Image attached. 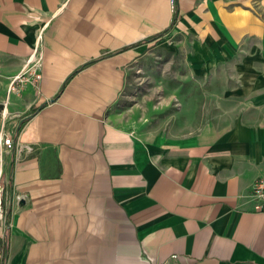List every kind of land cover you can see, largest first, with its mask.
I'll return each mask as SVG.
<instances>
[{
  "label": "crops",
  "instance_id": "obj_1",
  "mask_svg": "<svg viewBox=\"0 0 264 264\" xmlns=\"http://www.w3.org/2000/svg\"><path fill=\"white\" fill-rule=\"evenodd\" d=\"M168 36L204 69L234 64L223 124L153 136L111 113ZM36 48L39 90L11 91ZM0 67V134L33 148L0 143V193L20 198L0 264H264L247 197L264 175V0H0Z\"/></svg>",
  "mask_w": 264,
  "mask_h": 264
},
{
  "label": "rangeland",
  "instance_id": "obj_2",
  "mask_svg": "<svg viewBox=\"0 0 264 264\" xmlns=\"http://www.w3.org/2000/svg\"><path fill=\"white\" fill-rule=\"evenodd\" d=\"M190 56L189 42L172 36L152 46L128 68L126 88L111 113L141 133L165 137L226 122L240 107L230 99L238 91L234 64L204 69Z\"/></svg>",
  "mask_w": 264,
  "mask_h": 264
},
{
  "label": "built area",
  "instance_id": "obj_3",
  "mask_svg": "<svg viewBox=\"0 0 264 264\" xmlns=\"http://www.w3.org/2000/svg\"><path fill=\"white\" fill-rule=\"evenodd\" d=\"M42 51L36 48L33 54L28 59V64L26 68L19 74L13 76L10 82V90L15 92H20L24 89V86L31 84L37 90L40 88L41 84V61H42ZM1 70V67H0ZM0 143L8 150L17 149V159L20 160L24 155L23 153H31L33 148L31 146L23 147L21 144L16 142L10 134H0ZM0 193V215L1 218H6V213L16 206L20 201V198L17 195H14L13 192L9 195L8 191ZM248 198L253 202V209L256 212H264V175L258 177L250 191L248 192ZM10 224H5V228H9Z\"/></svg>",
  "mask_w": 264,
  "mask_h": 264
},
{
  "label": "water",
  "instance_id": "obj_4",
  "mask_svg": "<svg viewBox=\"0 0 264 264\" xmlns=\"http://www.w3.org/2000/svg\"><path fill=\"white\" fill-rule=\"evenodd\" d=\"M22 202H24V201H22Z\"/></svg>",
  "mask_w": 264,
  "mask_h": 264
}]
</instances>
